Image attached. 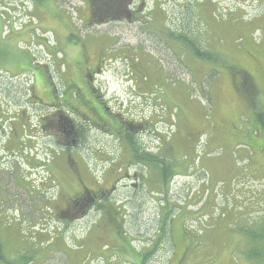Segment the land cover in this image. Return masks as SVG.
I'll return each instance as SVG.
<instances>
[{
  "label": "rangeland",
  "instance_id": "374dc122",
  "mask_svg": "<svg viewBox=\"0 0 264 264\" xmlns=\"http://www.w3.org/2000/svg\"><path fill=\"white\" fill-rule=\"evenodd\" d=\"M85 5L0 0L5 259L143 264L138 252L158 244L149 264H264V126L248 137L251 105L264 107V61L257 70L260 57L250 46L264 49V0H146L131 21L122 17L92 27L81 19ZM179 33L213 58L196 56L175 38ZM98 54L99 87L114 111L141 124V146L157 152L167 174L161 165L118 167L120 147L97 131L73 151L47 136L42 109L31 105L30 95H46L51 81L63 90L65 80L81 77L88 58ZM136 58L143 63L137 68ZM247 69L261 96L246 95ZM68 155L105 186L111 172L129 176L99 208L67 222L55 210L79 181L62 158ZM23 253L32 259L26 262Z\"/></svg>",
  "mask_w": 264,
  "mask_h": 264
},
{
  "label": "flooded vegetation",
  "instance_id": "af4514ba",
  "mask_svg": "<svg viewBox=\"0 0 264 264\" xmlns=\"http://www.w3.org/2000/svg\"><path fill=\"white\" fill-rule=\"evenodd\" d=\"M145 2L146 0H86L87 15H92L95 19L91 26L112 23L122 20V17L131 21ZM90 59L91 57L88 58L90 63L88 62L82 76L69 77L65 80L63 90L60 91L51 81V88L45 92L46 95L41 96L34 91L31 105L42 109L40 119L46 122L50 129L47 136H51L60 149L82 150L85 142L89 140V134L97 131L115 140L121 149L122 157H128V160L122 162V157L117 159L118 167H124L125 163L127 168L142 165L141 159H135L146 151L139 138L142 126L139 122L134 123L127 118L120 110H113L110 100L96 81V76L102 73V58L98 54ZM136 152L138 155H135ZM62 158L65 165L72 164L79 180L76 190L69 193L55 210L57 217L67 218V222L68 219H76L99 208L101 201L116 188V184L129 176L125 172L123 175L111 172L109 177L113 180L105 186V181L89 173L81 160L74 162L71 155Z\"/></svg>",
  "mask_w": 264,
  "mask_h": 264
},
{
  "label": "trees",
  "instance_id": "16d2710c",
  "mask_svg": "<svg viewBox=\"0 0 264 264\" xmlns=\"http://www.w3.org/2000/svg\"><path fill=\"white\" fill-rule=\"evenodd\" d=\"M212 2V1H211ZM87 14V13H86ZM83 19V23L86 25V26H91V24L93 23V21L95 20L92 15L90 16H84V18H81ZM255 19V18H254ZM31 20V18H30ZM176 39H178V41L182 42L186 47L190 48L196 56H199V57H207V58H213V55L209 54V53H206L207 51L203 50L201 47H200V44L198 45L196 43V41L192 40V39H189V37L186 35H178V36H175ZM254 50H256L257 54H259L258 57H260V60L257 61V70H263V61H264V55L261 56V52L262 54H264V49L262 48V46L259 45V43H253L250 45ZM199 48V49H198ZM263 58V59H262ZM137 59V58H136ZM141 60L137 59V62H132V65L137 68L139 67V65L141 64ZM143 64V63H142ZM131 67V66H130ZM132 69V68H131ZM27 71H23V72H20V73H17V74H14L13 76L11 77H19L20 75H23L25 74ZM244 72V75H243V86H244V89H245V93L246 95H248V98L250 97H253V96H256V95H259L261 96V94H259V87H258V83H257V77L255 79L254 75L247 69L246 70H243ZM36 86V85H35ZM19 94H21V89H20V92H18ZM254 106L255 107V113L252 114V127H251V133H249L248 137L251 135V134H254L255 132H257V134H259L260 132V127L258 124H261L264 126V107L263 108H260L258 105H251V107ZM259 127V128H257ZM49 132V131H48ZM131 141V140H130ZM132 142V141H131ZM133 148H136L137 147H133ZM135 155H138V153L136 152ZM134 157V156H133ZM136 160L138 159H141L144 163L146 164H150V165H155V166H160V171L163 173V175L167 174V166L165 165L164 163V160L158 156L157 154H154L153 152H149V151H145L144 154L142 155H139V156H136L135 157ZM165 231V230H164ZM157 245L158 244H154L153 245V250L151 249V251H147L145 253H139L138 254L141 256L142 258V262L143 264H149L148 261H149V258L151 257V255L156 251V248H157ZM158 249V248H157ZM3 250H4V244H3V239L0 237V260L1 261H4L6 264H15L14 262L12 261H9V260H6L4 255H3ZM22 257L24 258V260L26 262L30 261L32 259V257L28 254H22ZM147 262V263H146Z\"/></svg>",
  "mask_w": 264,
  "mask_h": 264
},
{
  "label": "bare ground",
  "instance_id": "6f19581e",
  "mask_svg": "<svg viewBox=\"0 0 264 264\" xmlns=\"http://www.w3.org/2000/svg\"><path fill=\"white\" fill-rule=\"evenodd\" d=\"M229 11V10H228ZM192 21V20H191ZM181 25V24H180ZM171 32V31H170ZM173 34V33H172ZM180 34V33H179ZM187 34H185L186 36ZM190 39V38H189ZM168 40V39H167ZM182 43V42H181ZM127 45V44H126ZM199 49V48H198ZM207 51V50H206ZM193 52V51H192ZM207 53V52H206ZM200 89V88H199ZM200 91V90H199ZM194 97V96H193ZM64 113V112H63ZM65 114V113H64ZM165 118V117H164ZM74 119V118H73ZM86 122V121H85ZM79 124V123H78ZM83 125V124H82ZM88 127V126H87ZM89 129V128H88ZM157 134V133H156ZM44 146V145H43ZM131 149V148H130ZM132 161V160H131ZM129 161V162H131ZM144 163V162H143ZM123 164V163H122ZM120 164V165H122ZM125 167V166H124ZM7 168V167H6ZM158 168V167H157ZM159 169V168H158ZM14 171V170H13ZM128 172V171H127ZM19 174V173H18ZM204 175V174H203ZM59 181V180H58ZM177 186V185H176ZM54 192V191H53ZM99 195V194H98ZM4 196V195H3ZM147 198V197H146ZM115 200V199H114ZM111 202V201H110ZM113 202V201H112ZM82 213V212H81ZM133 229V228H132ZM139 236V235H138ZM142 250V249H141Z\"/></svg>",
  "mask_w": 264,
  "mask_h": 264
}]
</instances>
